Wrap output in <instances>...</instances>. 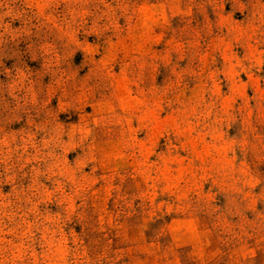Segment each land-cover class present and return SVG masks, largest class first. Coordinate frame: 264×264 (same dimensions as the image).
Segmentation results:
<instances>
[{
	"label": "rangeland",
	"instance_id": "obj_1",
	"mask_svg": "<svg viewBox=\"0 0 264 264\" xmlns=\"http://www.w3.org/2000/svg\"><path fill=\"white\" fill-rule=\"evenodd\" d=\"M0 264H264V0H0Z\"/></svg>",
	"mask_w": 264,
	"mask_h": 264
}]
</instances>
